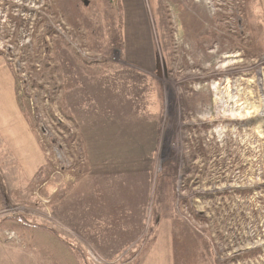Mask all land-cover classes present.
<instances>
[{
  "label": "rangeland",
  "instance_id": "obj_1",
  "mask_svg": "<svg viewBox=\"0 0 264 264\" xmlns=\"http://www.w3.org/2000/svg\"><path fill=\"white\" fill-rule=\"evenodd\" d=\"M0 59L46 158L4 194L0 264H55L45 228L64 264H138L168 227L184 264H264V0H0ZM93 174L91 246L72 198ZM136 176L141 218L104 197Z\"/></svg>",
  "mask_w": 264,
  "mask_h": 264
},
{
  "label": "crops",
  "instance_id": "obj_2",
  "mask_svg": "<svg viewBox=\"0 0 264 264\" xmlns=\"http://www.w3.org/2000/svg\"><path fill=\"white\" fill-rule=\"evenodd\" d=\"M67 102L71 100H66ZM68 109L73 113L76 118L82 136L86 143V148L91 150L97 147L96 141L98 138L95 136L97 127L91 125L96 122L92 115L91 110L87 107H81L78 103L70 102ZM103 117V116H101ZM104 129V128H103ZM0 149L3 153V159H0V172L6 195L9 196L11 192L20 190L22 185L18 182H26L34 180L35 173L46 164V158L41 154V149L38 140L33 133L26 115L20 109L16 99L15 81L10 68L0 59ZM95 162V159L92 160ZM5 165V167H1ZM92 166V165H91ZM96 176L93 174L90 180L89 189L81 193L79 188H74L72 198V227H75L78 234V239H84L91 246L102 243L105 241L104 230L98 229V224L93 221V214L97 209H91L96 201ZM14 182H9L13 181ZM130 182H128L129 184ZM79 187V186H78ZM95 197L93 198V196ZM109 195V196H108ZM106 200L115 203H124L126 208L123 212L130 213L133 218H141L144 214V195L143 184L140 185L138 176L134 178L133 188L124 189L118 194H104ZM2 200H0L1 205ZM109 203V204H110ZM109 212H118L105 208ZM143 218V217H142ZM143 222V221H142ZM143 226V223H142ZM167 226V225H166ZM144 227V226H143ZM170 228L168 227L167 238L156 236L153 240L150 249L144 255L138 264H184L181 256H175V248L171 235ZM159 233V232H158ZM167 233V231H166ZM137 238L135 230L130 235ZM99 246H101L99 244ZM103 247V246H101ZM104 251H109L108 245L104 244ZM113 248H111L112 250Z\"/></svg>",
  "mask_w": 264,
  "mask_h": 264
},
{
  "label": "trees",
  "instance_id": "obj_3",
  "mask_svg": "<svg viewBox=\"0 0 264 264\" xmlns=\"http://www.w3.org/2000/svg\"><path fill=\"white\" fill-rule=\"evenodd\" d=\"M5 193H6L5 188H4L2 179L0 178V200L4 199ZM34 227H35V231H36L35 233H37L40 230V228L38 226H34ZM15 228H17V227H15ZM40 235H42V238L45 239V242L40 240V244H41V249L48 254V256H46V257L51 259L55 264H64L65 260L70 259V254L66 253V250H65L67 245L59 236L52 235L50 233V231L46 228H45V231H42ZM45 235H47V236L45 237ZM53 239H55L56 242H55V240L53 241ZM37 240L38 239H36V241ZM50 244L56 245L57 252L52 251L53 248H51L52 245H50Z\"/></svg>",
  "mask_w": 264,
  "mask_h": 264
}]
</instances>
